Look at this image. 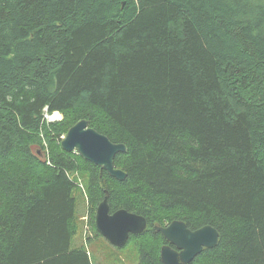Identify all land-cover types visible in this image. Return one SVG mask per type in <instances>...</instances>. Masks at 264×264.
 I'll return each instance as SVG.
<instances>
[{
  "label": "trees",
  "instance_id": "16d2710c",
  "mask_svg": "<svg viewBox=\"0 0 264 264\" xmlns=\"http://www.w3.org/2000/svg\"><path fill=\"white\" fill-rule=\"evenodd\" d=\"M81 119L123 180L62 148ZM82 177L96 234L104 196L145 217L136 264L174 220L219 232L189 264H264V0H0V264H92Z\"/></svg>",
  "mask_w": 264,
  "mask_h": 264
},
{
  "label": "water",
  "instance_id": "95a60500",
  "mask_svg": "<svg viewBox=\"0 0 264 264\" xmlns=\"http://www.w3.org/2000/svg\"><path fill=\"white\" fill-rule=\"evenodd\" d=\"M54 116L56 114L51 118ZM61 146L66 151H77L84 159L118 180L126 177V173L113 164L114 156L119 152H126V146L112 142L90 127L86 119L79 120L68 129L61 140ZM95 226L100 235L118 248L128 241L131 234H139L146 228V219L126 209L110 212L107 196H104L96 208ZM152 229L161 232L168 242L160 248L163 264H189L203 248L214 247L219 239L218 230L209 224L191 230L184 221L174 220Z\"/></svg>",
  "mask_w": 264,
  "mask_h": 264
},
{
  "label": "rangeland",
  "instance_id": "374dc122",
  "mask_svg": "<svg viewBox=\"0 0 264 264\" xmlns=\"http://www.w3.org/2000/svg\"><path fill=\"white\" fill-rule=\"evenodd\" d=\"M52 115L45 114L44 117L48 121H58L61 118L60 114H56V116L51 118ZM78 182L82 186L78 185V187L73 189V196L76 200L75 217L79 220L80 232L75 234L72 244L84 245L91 254L92 264H136V250L130 242L123 248L116 249L102 235L99 236V234L95 233L90 224L89 204L85 190L86 177L80 178Z\"/></svg>",
  "mask_w": 264,
  "mask_h": 264
},
{
  "label": "built area",
  "instance_id": "2783aa9c",
  "mask_svg": "<svg viewBox=\"0 0 264 264\" xmlns=\"http://www.w3.org/2000/svg\"><path fill=\"white\" fill-rule=\"evenodd\" d=\"M79 186H82V184L78 183Z\"/></svg>",
  "mask_w": 264,
  "mask_h": 264
}]
</instances>
